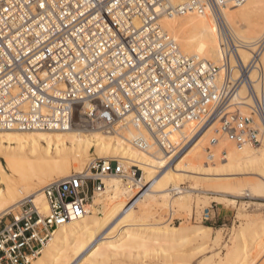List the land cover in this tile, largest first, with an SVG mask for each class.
I'll return each instance as SVG.
<instances>
[{"label":"built area","instance_id":"obj_1","mask_svg":"<svg viewBox=\"0 0 264 264\" xmlns=\"http://www.w3.org/2000/svg\"><path fill=\"white\" fill-rule=\"evenodd\" d=\"M247 1L0 0V131H100L122 139L134 130L137 151L174 155L216 124L209 156L222 137L238 149L262 145L264 44L245 75L221 81L232 59L240 65L230 39L216 65L185 54L160 22L209 11L224 30V10ZM242 86L252 101L248 115L229 106ZM188 124L195 132L183 136ZM128 163L96 156L85 171L43 188L48 214L27 198L0 215V264H31L60 226L87 215L107 178L136 176L139 163Z\"/></svg>","mask_w":264,"mask_h":264},{"label":"bare ground","instance_id":"obj_2","mask_svg":"<svg viewBox=\"0 0 264 264\" xmlns=\"http://www.w3.org/2000/svg\"><path fill=\"white\" fill-rule=\"evenodd\" d=\"M262 3L264 0H248L240 7L235 9L229 7L224 10L223 19L226 25L224 30L220 28L214 15L209 11L201 15L196 13L179 15L182 18L166 15L160 22L164 30L174 37L181 50L183 49L187 55L207 61L213 60L216 63L219 61L222 63V43L229 36L232 46L236 48L240 65H236L235 60L232 59V66L227 73L222 72L224 77H220V80L228 79L229 76L232 80H239L245 75V69L250 66V55L260 51L259 45L264 40V15L254 21L259 16L258 11ZM233 68L238 69L233 70ZM251 79L255 89L259 90V84H256V72L252 73ZM232 105L245 109H249L252 105L244 86L239 88L232 98L229 106ZM255 124L261 128L257 117H255ZM216 128V124H211L202 129L191 140L189 147L181 155L179 163L177 162V166H173V171H178L177 168L181 162L186 160L190 162L194 170L187 171L184 168L181 170L185 173L184 175L189 173L205 176V172L210 171L205 168L219 165L216 157L218 152H224L228 161L222 166L233 168L247 165L255 168L261 173L258 177L262 183L248 187L250 191L244 190L241 185L216 183L217 186L214 187L218 189V192L220 190L224 195L244 192L238 197L246 195L247 192L253 197L264 196V141L258 150L250 145L238 149L231 142H224L226 139L222 137L219 141L222 143L220 147L212 152V155L206 156L204 145L215 134ZM193 132H195L194 124H188L180 134L190 136ZM135 136L134 130L124 133L122 139L100 131L72 130L53 133L0 131V158L3 160H0V186H4L0 187V215L10 211L27 198H32L40 211L48 214L49 205L43 189L36 191L35 187H42L54 178L59 180L69 177L72 166L77 171L83 170L86 161L94 155L121 157L127 161H135L142 164L140 166L144 170L143 174H147L146 179H151L154 168L162 164L159 161H162V155L166 153L159 152L157 149H152L148 153L137 151L130 143ZM5 144L8 146L5 147ZM211 156L212 159L209 158ZM125 163L128 162L124 161ZM120 178L111 176L105 180L106 189L99 194H104L103 201L107 203L102 211L103 216H100L98 210L92 208L83 218L60 226L41 255L31 264H84L86 258H90L93 264H110L116 259L137 262L146 258H166L169 251L193 240L201 243L198 248L221 245V230L216 231L217 237L214 238L211 227L161 226V222L147 224L139 220L134 216L133 205L137 204L141 197L148 195L158 181L146 189L141 188L133 193L132 181L128 183ZM257 180L258 178L255 179ZM174 183L179 191L178 184L175 181ZM159 193L166 197V190L162 189ZM181 201L188 203L190 198L184 194L178 198V202ZM122 213L124 216L113 224ZM253 225H255L254 222L250 220L233 232L234 245L228 249L225 256H222L219 251L201 264H254L257 260L256 255L258 257L264 255V220L251 230ZM90 248L91 252L84 257ZM115 264L121 263L118 261Z\"/></svg>","mask_w":264,"mask_h":264},{"label":"rangeland","instance_id":"obj_3","mask_svg":"<svg viewBox=\"0 0 264 264\" xmlns=\"http://www.w3.org/2000/svg\"><path fill=\"white\" fill-rule=\"evenodd\" d=\"M258 15L259 16L258 17L256 16L257 18H255L254 21L259 20V18L262 15H264V3L260 5ZM176 16L177 18H182L180 17L181 15L180 16L175 15V17ZM227 39H229V36ZM228 41L230 42V40ZM263 44H264V40L259 45L260 46L259 50H261V47ZM256 54L257 53L255 52L251 54L250 55L251 57L249 60L251 61L252 57L255 56ZM210 62L216 65L222 64L220 61L216 63L213 60H211ZM262 62L264 63V56H262ZM237 69L233 68V70H237ZM220 77L223 78L224 74L221 73ZM233 108H234L233 112H237V113L241 112L243 115H248L250 112L249 109L241 108L238 105L237 106L234 105ZM128 134L130 135L131 133H128ZM213 137H217V135L213 134L208 140V142L204 145V149L206 151L204 153H206L205 154L206 156L208 155V149L210 148V140ZM224 142H230V141L226 139ZM221 144L222 143L219 142L218 146L212 147L213 149L212 152H214L218 147H220ZM189 145L190 143L178 154L162 155L163 159L162 161H159V162H162V164L157 165L156 168H154L155 170L152 174L151 179H146L147 174H143L144 170L141 169L142 164H139L141 165L140 169L142 171L138 170L136 172L135 177H131L127 179H123L121 177L120 179H123L124 182L132 181L131 186L133 187H131V189L133 190L132 191L133 193L138 192L141 188L146 189L152 186L153 183L158 181V183L154 185V188H152V191H150L148 195H146L145 197H141L140 201L137 202V204L133 205L134 216H136V218H138L139 220L147 224L161 222L162 223L161 226H186L190 228L211 227L213 228L212 234L214 238L217 237L216 231L221 230L220 231V234L222 237V241L220 243L221 245H219V247H211L208 245L207 247L198 248L201 245V243L193 240L190 243L184 244L181 247H178V248H175L169 251L166 255V258L162 257L163 259H161V257L159 259L146 258L144 260L140 259L137 262H133L132 260L116 259L110 262V264H115L118 261L121 264H143V263H147V264H201L202 262L206 261L207 258L211 257L213 254L219 253V251L222 256H225L228 253V249H230L234 245V240L232 236L235 230H238L250 220L253 221L255 224L252 226L251 228L252 230L258 226L257 224L259 222L264 220V196L253 197V196H250L249 195L250 193L248 192H247L248 195L246 194L241 197H238V195H241V193H244V192L228 193L224 195L223 192H221L220 190L218 192V189L215 188L217 186L216 183H222V184L231 183V184H234V186L241 185L243 186L244 190L250 191L249 189L250 187L257 186L254 184L262 183V181L259 180V177H258L259 175H261V173L257 169L251 168L250 166H247V165L245 166L241 165V167L236 166L233 168L232 167L226 168L225 166H222V164L227 163L228 160L226 159V154L224 157H222V155L224 154L221 152H218V155H217L218 157H216V160H218V164H219L217 166L219 167L217 166L216 167H211V166L206 167L205 169L210 170V171H207V172L204 171L206 174L205 176H197L196 174L191 175L189 173L184 175L185 173L181 171V170H184V168L185 170L187 169V171L194 170L191 167L190 162L186 160L181 162L180 166L177 168L178 171H173V166L174 165L177 166L181 155L185 152V150L189 147ZM7 146L8 144H5V147ZM261 146L262 145L257 146V147L254 146L253 148H257L258 150L261 148ZM92 153H94V149H92ZM95 157L96 156L94 155L90 159H88L86 161L84 169L81 171L75 170L74 166H72L70 170V176L73 173H80V172L85 171L87 165ZM101 158H113V157L109 156V157H101ZM114 158H121V157H114ZM150 158H153V157H150ZM0 160L3 161L1 158ZM124 161L127 162V160L125 159ZM125 165L128 166L129 164L125 163ZM201 173H203V171H201ZM257 178L260 182L258 180L255 181V179ZM0 179H1V176H0ZM56 179L57 178H54L53 180L48 181L46 184L42 185V187L41 186L35 187V189L37 188L36 191H38L39 189H43L47 184H49L50 182ZM174 181L178 184V187H179V191L176 194L172 193L173 189L178 190ZM252 181L254 183H252ZM0 187H4V186L2 185ZM162 189L166 190V193H165L166 197H164L163 195L159 193ZM110 193L112 192L110 191ZM184 194L185 195L187 194L189 196L190 202L188 203H184L182 201L178 202V198H180ZM103 199H104V194L97 195L89 207V209L94 208L98 210L100 216H103L102 211H104V208L107 205V203L104 202ZM133 201H131V203ZM208 212L210 213L209 220L206 219ZM122 216H124L123 213L113 222V224H115ZM90 252H91V248L87 250L84 257H87V255ZM257 257L258 256L256 255L255 259L257 260H255V262H259V263L254 262V264H264V255H262V257L261 256H259L258 258ZM84 262H85L84 264H93L90 258H86Z\"/></svg>","mask_w":264,"mask_h":264}]
</instances>
